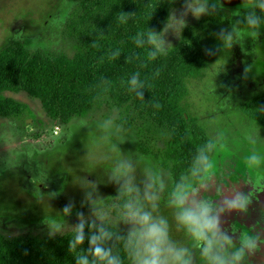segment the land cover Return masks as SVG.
Returning <instances> with one entry per match:
<instances>
[{
    "label": "rangeland",
    "instance_id": "1",
    "mask_svg": "<svg viewBox=\"0 0 264 264\" xmlns=\"http://www.w3.org/2000/svg\"><path fill=\"white\" fill-rule=\"evenodd\" d=\"M79 1L0 0V48L19 41L30 52L72 57L76 44L69 23ZM218 2L182 0L156 35V46L162 51L173 47L182 28L206 19ZM261 8L258 17L229 8L231 19L221 26L228 35L227 50L201 77L187 82L188 113L206 129L214 152L202 176L187 177L172 195L167 193L170 173L160 159L138 148L139 123L125 125L124 108L104 99L86 115L64 123L49 117L40 100L25 90H5V97L26 110L0 117V234L57 237L91 221L138 235V256L130 264H187L201 254L197 247L203 239L191 223L198 226L195 217L208 214L206 199L228 203V192L238 194L239 179L247 180V165L264 171V128L241 109L242 102L264 91ZM146 136L150 150L157 152L168 135L153 131ZM121 196H126L124 207L119 206ZM222 219L213 221L212 230L218 232L220 225L230 230L232 218ZM231 234L246 240L247 234ZM260 236L261 243H246L245 248L260 258L257 264H264V234ZM216 238L217 246L225 241L220 234Z\"/></svg>",
    "mask_w": 264,
    "mask_h": 264
},
{
    "label": "trees",
    "instance_id": "2",
    "mask_svg": "<svg viewBox=\"0 0 264 264\" xmlns=\"http://www.w3.org/2000/svg\"><path fill=\"white\" fill-rule=\"evenodd\" d=\"M182 0H80L70 20L76 51L46 56L19 41L0 48V117L19 116L26 106L5 97L25 90L38 98L53 119L67 123L86 115L104 99L124 108L122 122L139 123L138 148L160 159L170 173L172 195L187 177L199 179L214 144L188 113L190 79L227 50L229 7L218 2L204 20L185 25L166 51L155 44L173 7ZM243 113L264 128V91L242 102ZM166 134L162 149L148 147L147 132ZM145 138V140L143 139ZM149 149V150H148ZM126 196L118 200L124 207ZM209 225L208 219H204ZM139 252L132 231L86 221L57 237H5L0 234V264H130Z\"/></svg>",
    "mask_w": 264,
    "mask_h": 264
},
{
    "label": "flooded vegetation",
    "instance_id": "3",
    "mask_svg": "<svg viewBox=\"0 0 264 264\" xmlns=\"http://www.w3.org/2000/svg\"><path fill=\"white\" fill-rule=\"evenodd\" d=\"M263 5L264 0H245L228 7L238 9L242 13L245 12L246 14L252 15L253 17H258L260 8ZM46 155L50 156L48 153ZM45 162H47V157L45 158ZM246 168L248 171V177L247 180L243 181L239 179L241 184L239 187H237L238 189H236L239 193L236 194L235 192H228L230 199L228 203H226L224 198H222L220 201H217L215 197L210 198V200L207 198L206 200L209 201L210 204L208 205L207 203L209 209L208 214L205 213V215L203 214L200 217H195L198 219V226L195 227V225L193 226V222L191 223L192 228H194V231H196L198 234L197 238H202L203 240H201L199 246L197 247L200 249L201 254L194 258V260L193 257H191L187 264H211V261L213 260H209L211 257H214L213 264L259 263L260 258L256 254H253L255 252L249 253L246 251L247 248L245 247H247L246 243L253 245H258L257 242L261 243L258 241V239L261 240L262 236L260 235L264 234V171L252 165H247ZM24 180H26V177ZM234 185H236V183ZM25 189L28 190L26 187ZM30 190L31 193L35 192L31 188ZM34 197L37 198L38 196L34 195ZM56 197L59 198L60 194ZM57 198L54 200H58ZM212 204H215L216 206L214 207ZM220 213L222 215L220 217H222V220L225 222L227 221L226 219H228V217L232 218L233 223L229 224L230 230L222 228L221 225V229L218 230V232L212 230L214 229L212 226V224H214L213 221L219 220L220 217L218 215ZM216 215L217 218L214 220ZM204 219H208L209 225L205 223ZM232 230H234V235L237 234L243 236L247 234L245 238L246 240L242 242L237 239L236 236L234 237L231 234ZM198 232H201V234L199 235ZM226 232L228 234H224ZM213 234H215V238L220 234L222 238L225 239V241L217 246L214 240L215 238L210 240ZM136 236L138 238L137 234ZM182 263V261L179 262V264Z\"/></svg>",
    "mask_w": 264,
    "mask_h": 264
},
{
    "label": "water",
    "instance_id": "4",
    "mask_svg": "<svg viewBox=\"0 0 264 264\" xmlns=\"http://www.w3.org/2000/svg\"><path fill=\"white\" fill-rule=\"evenodd\" d=\"M222 5L225 6H233L235 4H238L240 2H243L245 0H218Z\"/></svg>",
    "mask_w": 264,
    "mask_h": 264
},
{
    "label": "built area",
    "instance_id": "5",
    "mask_svg": "<svg viewBox=\"0 0 264 264\" xmlns=\"http://www.w3.org/2000/svg\"><path fill=\"white\" fill-rule=\"evenodd\" d=\"M55 132H56V130H55Z\"/></svg>",
    "mask_w": 264,
    "mask_h": 264
}]
</instances>
